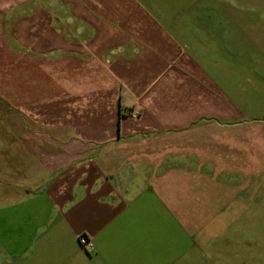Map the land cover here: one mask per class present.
Returning a JSON list of instances; mask_svg holds the SVG:
<instances>
[{
  "label": "crops",
  "instance_id": "crops-1",
  "mask_svg": "<svg viewBox=\"0 0 264 264\" xmlns=\"http://www.w3.org/2000/svg\"><path fill=\"white\" fill-rule=\"evenodd\" d=\"M0 97V264H264V0H0Z\"/></svg>",
  "mask_w": 264,
  "mask_h": 264
},
{
  "label": "rangeland",
  "instance_id": "rangeland-1",
  "mask_svg": "<svg viewBox=\"0 0 264 264\" xmlns=\"http://www.w3.org/2000/svg\"><path fill=\"white\" fill-rule=\"evenodd\" d=\"M15 119L16 112L14 107L11 106L4 98L0 97V130H14L16 126Z\"/></svg>",
  "mask_w": 264,
  "mask_h": 264
},
{
  "label": "built area",
  "instance_id": "built-area-1",
  "mask_svg": "<svg viewBox=\"0 0 264 264\" xmlns=\"http://www.w3.org/2000/svg\"><path fill=\"white\" fill-rule=\"evenodd\" d=\"M129 115L134 118V117L138 116V112L137 111H132ZM78 243L83 249H88V250H92L93 249V244H92L91 240H89L84 235H80L78 237Z\"/></svg>",
  "mask_w": 264,
  "mask_h": 264
}]
</instances>
